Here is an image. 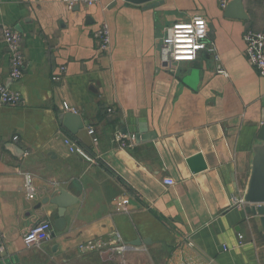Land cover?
Returning a JSON list of instances; mask_svg holds the SVG:
<instances>
[{
	"label": "crops",
	"instance_id": "0c3cea01",
	"mask_svg": "<svg viewBox=\"0 0 264 264\" xmlns=\"http://www.w3.org/2000/svg\"><path fill=\"white\" fill-rule=\"evenodd\" d=\"M0 1V82L22 97L0 106V264H264L261 219L240 201L264 125V77L247 60L244 34L264 33V0H242L245 20L227 17L219 0L73 9ZM195 16L207 20L219 61L203 51L165 63L169 29ZM103 24L107 52L95 38ZM2 27L22 37L17 82ZM67 138L93 161L71 153ZM199 154L207 167L193 173L188 161ZM59 190L68 193L63 231L52 203ZM45 220L52 240L26 248L24 234ZM91 241L100 248H81Z\"/></svg>",
	"mask_w": 264,
	"mask_h": 264
},
{
	"label": "built area",
	"instance_id": "2783aa9c",
	"mask_svg": "<svg viewBox=\"0 0 264 264\" xmlns=\"http://www.w3.org/2000/svg\"><path fill=\"white\" fill-rule=\"evenodd\" d=\"M69 9L75 6L84 5L92 7L100 0H62ZM231 0H219L220 8L226 10ZM1 4V1H0ZM2 38L10 50V78L13 82L19 81L24 73L25 58L22 47V37L19 32L13 28L2 27ZM95 38L99 44L101 51L107 52L111 45L110 30L107 24H103L95 33ZM244 41L246 45L245 55L250 64L258 71L260 76L264 77V33L247 30L244 34ZM206 51L213 53L217 61L215 44L209 39L208 22L204 17L195 16L189 21H180L174 23L163 39L161 55L165 63L171 62H192L198 59L201 52ZM219 73H225L220 67ZM22 97L19 92L12 91L9 87L0 82V106L10 105L16 106L21 104ZM64 109L76 113V110L69 106L68 103L64 104ZM89 134L93 135V141L97 142L95 131L89 129ZM17 139V138H15ZM117 139L121 142L122 146L126 145L123 136L118 135ZM134 139V137L132 138ZM65 144L69 151L78 155L85 160L92 162L93 159L89 156L86 150L73 142L71 139H65ZM28 182L25 185V191L29 198L34 197V188L32 180L27 177ZM166 185H174V180L166 179ZM242 203L243 199L240 200ZM54 235L53 225L50 221H41L33 225L23 236L24 246L28 249L40 247L42 244L52 240ZM240 243L243 240V235L239 236ZM83 250L94 251L100 248L99 242L91 241L82 245ZM124 249V247H123ZM228 250V247H224Z\"/></svg>",
	"mask_w": 264,
	"mask_h": 264
},
{
	"label": "water",
	"instance_id": "95a60500",
	"mask_svg": "<svg viewBox=\"0 0 264 264\" xmlns=\"http://www.w3.org/2000/svg\"><path fill=\"white\" fill-rule=\"evenodd\" d=\"M128 3L134 5H143L146 7H155L162 0H125ZM226 16L231 18H237L241 20L247 19L245 9L243 7L242 0H233L226 8ZM89 133V132H88ZM138 138V137H136ZM144 139V137H139ZM259 142L253 147V159L251 175L248 181L246 192L243 196L245 204L250 206L248 213L258 215L261 219L264 227V125L258 136ZM189 166L193 173H199L206 169V163L201 154L193 156L188 161ZM58 195H54L52 203L59 207V218L55 221V228L58 231H63L66 227V221L64 218L65 210L69 206L67 202V192L59 190ZM142 243L139 241L133 246H139Z\"/></svg>",
	"mask_w": 264,
	"mask_h": 264
},
{
	"label": "rangeland",
	"instance_id": "374dc122",
	"mask_svg": "<svg viewBox=\"0 0 264 264\" xmlns=\"http://www.w3.org/2000/svg\"><path fill=\"white\" fill-rule=\"evenodd\" d=\"M161 49H162V45H161ZM171 64H172L173 66L177 65V63H175V62H171Z\"/></svg>",
	"mask_w": 264,
	"mask_h": 264
}]
</instances>
